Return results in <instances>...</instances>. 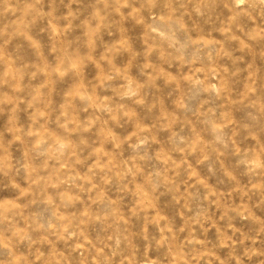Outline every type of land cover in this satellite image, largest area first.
Listing matches in <instances>:
<instances>
[{"label": "rangeland", "instance_id": "1", "mask_svg": "<svg viewBox=\"0 0 264 264\" xmlns=\"http://www.w3.org/2000/svg\"><path fill=\"white\" fill-rule=\"evenodd\" d=\"M129 84L141 94L122 100ZM216 125L227 147L198 163ZM248 157L264 165L255 0H0V264H168L167 237L199 241L175 264L259 252L264 171Z\"/></svg>", "mask_w": 264, "mask_h": 264}, {"label": "clouds", "instance_id": "2", "mask_svg": "<svg viewBox=\"0 0 264 264\" xmlns=\"http://www.w3.org/2000/svg\"><path fill=\"white\" fill-rule=\"evenodd\" d=\"M234 2L237 6H239L241 4H245L247 2V0H234ZM255 6L264 7V0H255ZM140 94H141V92H140L139 88H136L134 90L133 87L131 86V84H129L127 89L122 91L121 99L122 100L124 98L133 99L135 97H138ZM217 95H219V93H217ZM107 110L111 111L110 108ZM213 131L216 133V135L214 137V141L208 145V149H209L208 152L203 156L202 159H200L198 161V163L203 164V163H205V161L210 160L212 154L217 150V148H216L217 145H223V146L227 147L226 134H225L223 128L219 125H216V126H214ZM172 137L175 139L176 133H172ZM144 143H146V140L142 138L140 140V144H144ZM182 143H184V138L179 137L178 144H182ZM174 150L183 151L184 149L177 147ZM139 158L144 159V157H139ZM249 161L251 162L250 166H249L250 171L255 172L256 169H260L261 171H264V165L259 163L254 157H248V159H246L244 162L249 163ZM208 170L210 173L214 172L211 164L209 165ZM154 176L159 177L160 181L162 183L168 182L164 178V172L163 171L154 173ZM148 183H149V186L154 187L152 185L151 181H149ZM171 186L175 187V184H172ZM121 190H123L122 186H121ZM110 203H114V202H110ZM140 216H141V212L139 209L133 211L132 217H135L137 220H139ZM205 219H208V217L204 213L200 212V213H197L195 217L190 218L189 223L190 224L191 223L202 224ZM112 220H113V224L116 227V230L113 233L114 245H113V249H112V254L113 255H120L121 254L120 245L124 244L125 247H127L130 244V235L128 234V228L126 225L120 226V225L116 224V218L115 217H112ZM144 223L145 224L152 223L151 217L147 216L145 214ZM157 227H159L158 224H157ZM138 235H140L141 238H143L146 242L153 243L157 247L162 246L159 241H155V240L149 241V237L147 235H145L143 232L138 233ZM162 235H163V233H162ZM198 243H199V241L192 239V240L186 241L184 245H181L178 243V241L175 237H167L163 241V246H166L167 250H168V256L165 257V260L168 261V264H175V261L184 255L183 248L190 246L192 249H196V246ZM241 244H243V241H241ZM256 245H257V240L253 239L252 240V247L255 248ZM245 247L247 248L246 245H245ZM259 248H260L259 252H253L251 249H248L247 251H245L243 253V255L237 253L236 256H233L229 260V264H245V258H247L248 261H252V264H264V240L259 242ZM173 252L176 253V256H175V258L169 260L168 257L172 256ZM253 256L256 257L255 261H253ZM189 259L190 260H196L197 264H199V261L201 259H203V257L189 253ZM100 264H106V262L103 259H101ZM159 264H164V261H159Z\"/></svg>", "mask_w": 264, "mask_h": 264}]
</instances>
